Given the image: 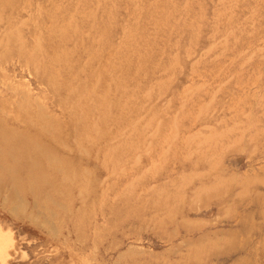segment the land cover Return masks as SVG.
<instances>
[{
	"label": "rangeland",
	"instance_id": "rangeland-1",
	"mask_svg": "<svg viewBox=\"0 0 264 264\" xmlns=\"http://www.w3.org/2000/svg\"><path fill=\"white\" fill-rule=\"evenodd\" d=\"M0 230V264H264V0H0Z\"/></svg>",
	"mask_w": 264,
	"mask_h": 264
},
{
	"label": "bare ground",
	"instance_id": "bare-ground-1",
	"mask_svg": "<svg viewBox=\"0 0 264 264\" xmlns=\"http://www.w3.org/2000/svg\"><path fill=\"white\" fill-rule=\"evenodd\" d=\"M1 231V230H0ZM2 236H1V233H0V246L2 245V244H4V243H2ZM5 241H10V239L8 238V239H5Z\"/></svg>",
	"mask_w": 264,
	"mask_h": 264
}]
</instances>
